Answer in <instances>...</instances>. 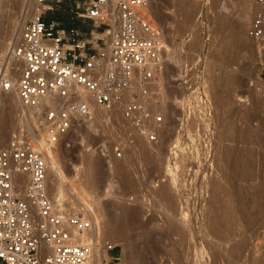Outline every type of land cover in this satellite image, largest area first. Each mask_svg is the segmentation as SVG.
I'll use <instances>...</instances> for the list:
<instances>
[{
	"label": "rangeland",
	"instance_id": "374dc122",
	"mask_svg": "<svg viewBox=\"0 0 264 264\" xmlns=\"http://www.w3.org/2000/svg\"><path fill=\"white\" fill-rule=\"evenodd\" d=\"M20 1L5 2L10 9L0 14L1 35ZM25 1L19 28L33 0ZM84 2L88 0L81 6ZM183 3L157 0L152 7L167 49L165 68L152 85L157 95L152 112L165 116L161 139L150 143L138 138L118 110L95 106L92 113L86 102L81 104L86 112L74 131L59 146L44 148L50 166L66 178L60 210L84 213L93 221L95 246L116 245L114 252L104 253L105 264H264V43L247 39L256 8L248 2L246 36L237 40L233 33L243 8L240 0H190L188 21ZM74 10L75 4L65 0L45 18L75 28L92 41V23L75 18ZM224 16L228 29L221 23ZM8 43V51L0 50V71L15 38ZM17 110L13 119L24 123L16 129L20 135L16 132L12 141L0 137V144L41 143L44 133L36 110ZM231 126L233 133L226 136L230 157L223 163L217 146L221 132ZM88 158L98 169L91 184L75 189L71 178L77 171L82 178ZM122 202L123 208L138 214L129 231L121 222L107 225L120 215L123 208L117 204ZM215 210L231 219L222 231L212 228ZM120 235L128 238L126 244ZM129 245L131 253L140 254L124 261Z\"/></svg>",
	"mask_w": 264,
	"mask_h": 264
},
{
	"label": "built area",
	"instance_id": "2783aa9c",
	"mask_svg": "<svg viewBox=\"0 0 264 264\" xmlns=\"http://www.w3.org/2000/svg\"><path fill=\"white\" fill-rule=\"evenodd\" d=\"M64 1L37 0L45 9L23 23L9 54L13 64L23 66L16 89L19 103L36 110L44 137L39 144H0L3 264H95L94 244L83 240L92 232L93 221L54 205L43 153L74 131L86 112L81 104L88 95L97 107L118 110L135 135L150 143L159 142L166 124L165 116L151 109L157 99L152 85L167 55L164 30L152 16L157 0H88L83 6L84 0H66L75 4V18L92 23V41L75 28L45 18ZM253 3L255 16L247 34L264 43V0ZM116 12L119 24L113 29L108 21ZM0 90H13L4 72ZM115 249L109 244L107 252Z\"/></svg>",
	"mask_w": 264,
	"mask_h": 264
},
{
	"label": "bare ground",
	"instance_id": "6f19581e",
	"mask_svg": "<svg viewBox=\"0 0 264 264\" xmlns=\"http://www.w3.org/2000/svg\"><path fill=\"white\" fill-rule=\"evenodd\" d=\"M7 1L9 2V0H0V14L2 13L3 10L4 11L6 10L5 12H7V10L10 9L9 3L5 4V2H7ZM183 1H184V3L181 6L182 11L184 12L183 18H184L185 21H188L189 15L191 13V11H190L191 10L190 9L191 8L190 0H186V1L183 0ZM240 1H241L242 5H243L242 6L243 8L241 10L240 16L238 17V26L235 28L236 30L233 33V36L237 40H242V35L244 34L243 30L246 27V24L248 23V21L250 19V16H251L250 9H249V7L247 5L248 2H251L253 4V6H254L253 0H249V1L248 0H240ZM20 3H21V5L18 8V12L15 14L14 17L11 18L12 21H11L10 27L7 28V31L4 32V35L0 34V50L1 51H5V50L8 51V48L11 45L8 42L10 40H12L13 38H15V43H16V41H17V39H18V37L20 35V32H21V27H22L23 23L26 20H28L29 18L37 16L41 11H43L45 9V7L40 5L37 2V0H33L32 1V6H30L29 10L27 11L26 18H23V21H22L23 23H22L21 27L19 28L18 26L20 24V18H22L21 16L26 13V11H25L26 1L25 0H21ZM180 4H182V3H180ZM2 8H4V9H2ZM118 19L119 18H118L117 12L113 16L110 17L109 21L114 25L113 29H116L118 27L117 26ZM185 21H184V23H187ZM221 23L224 26L227 25V29H228V25H229L228 24L229 23L228 16L221 17ZM245 38H247V37H245ZM247 39L250 40L252 38H250L248 36ZM252 40H255V39H252ZM15 43L12 44V47L10 48V50L8 52V57L6 59L5 68L0 71V72H4V73L9 74V76L11 78V83L13 85V90L10 91V92H4V91L0 90V137L2 139L7 140V141H12V140L16 139L17 138L16 137V132L20 133V131H19L20 129H18V130H16V129L18 128L19 124L21 125V127L19 126V128H22V125H24V123H22L19 120L20 118L18 119L19 121L15 120L16 116L13 119L14 110L15 109L17 110V108H20V110H22L20 112L27 111V110H30V111L34 110V109L23 108V107H21V105L19 103L18 94H17V90H16L17 89V84H18V81H19V79H17V77L20 76V73H21V70H22L23 66L21 64H19V63L13 64L9 60L10 51L14 47ZM1 63H2V59L0 57V65H1ZM88 96H89V99L87 101H85V102H86L88 108L91 110V112L95 113L96 111L94 109H95L96 105L94 104V101H93L91 95H88ZM156 107L158 108V106H156ZM17 113L19 115V112H17ZM233 130H234V127L231 126V128L229 130H227V128H226V129H224L221 132L222 141H220L218 146H217L218 157H219V159H221L220 162L224 163L230 157L231 148L228 145V141H226V136H227V134L231 135L233 133ZM19 133H18V136L20 135ZM33 139H34V136H33ZM43 153L45 155L47 163L49 164L48 177H49V182H50L51 189H52L51 190L52 195L50 194L51 192H49V195L51 196V200L54 203V205L60 207L59 209H61V208H63L64 202H65L64 199H65L66 178L62 176V174L56 168V166H54L53 164H52V166H50L51 163H50L49 158L47 157V154H46V152L44 150H43ZM87 161H88V167L86 168L82 178L81 177L78 178V176H79V172L78 171H77L78 174L75 175L74 177L72 176L73 178H71V183L73 184L72 186L75 189L84 188L85 186H87V184H91L92 183V180H93L92 176L97 171L98 165H96V163H94L95 161L93 162V160L90 159V158H88ZM223 167H225V166H223ZM223 169H225V168H223ZM225 171L223 172L224 175L227 174V172H225ZM21 186L24 187L25 186L24 183ZM214 199H215V197H214ZM125 205H126V203L122 202V204H120V203H119V205L117 204V207H120L119 209H121V208L125 207ZM119 209H118V211H119ZM99 210L104 212L103 205L99 204ZM219 211H221V210H219ZM119 214L120 215L118 216V218L111 219L109 222H107V225H109L110 223H113V222H121V223L124 224V226L127 229L125 231L131 230L133 228V226L135 225L136 221H137V215L138 214H136L133 210H131V209L127 208V207L121 209ZM222 214H223V212H222ZM211 220H212V228L213 229H219L220 231H222L223 228L228 227L229 224H230V221H231L229 215H227V213L225 211H224L223 215L219 216V215H217L216 210L212 213ZM226 224L228 226H226ZM110 226H112V224ZM125 227H124V229H125ZM106 230H107V228H106ZM119 232H117V233H119ZM218 233H220V232H218ZM121 235L119 236L120 241L122 243L124 242V244H126V241L128 240V238H127V240H126V237L125 238L124 237L121 238ZM83 240L84 241H92L91 234L88 233V235H85L83 237ZM129 240H130V237H129ZM93 244H94V242H93ZM128 244H131V243H128ZM125 247L127 249H129V251L131 250L130 245L129 246H125ZM94 248H95V264H105L106 258L104 256V253L107 252L108 246H104V247L100 248V246L98 247L97 245L96 246L94 245ZM133 253H136V252H133ZM133 253H131V251H130V254L124 255V259L123 260L127 261L128 258L133 256ZM138 254H140V253L138 252ZM137 255H136V257H137ZM139 259L140 258H138V260ZM135 260H136V258H135ZM141 262L142 261H140V263Z\"/></svg>",
	"mask_w": 264,
	"mask_h": 264
}]
</instances>
